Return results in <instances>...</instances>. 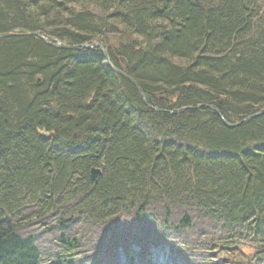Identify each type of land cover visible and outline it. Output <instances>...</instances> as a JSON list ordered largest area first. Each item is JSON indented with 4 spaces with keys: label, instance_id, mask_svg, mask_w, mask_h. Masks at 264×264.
Listing matches in <instances>:
<instances>
[{
    "label": "trees",
    "instance_id": "trees-1",
    "mask_svg": "<svg viewBox=\"0 0 264 264\" xmlns=\"http://www.w3.org/2000/svg\"><path fill=\"white\" fill-rule=\"evenodd\" d=\"M0 33V264L122 222L264 264V0H0Z\"/></svg>",
    "mask_w": 264,
    "mask_h": 264
},
{
    "label": "rangeland",
    "instance_id": "rangeland-1",
    "mask_svg": "<svg viewBox=\"0 0 264 264\" xmlns=\"http://www.w3.org/2000/svg\"><path fill=\"white\" fill-rule=\"evenodd\" d=\"M85 44H82V45H85ZM105 61L107 62V64L112 65L106 59H105ZM203 106L205 108L211 109V105L203 104ZM247 118H250V117H245L243 120H248ZM239 122H236L234 125L238 124ZM140 224H142V225L134 226V225L128 224L125 226H119L118 228H121V229L128 231V232H132L131 233L132 239H136L138 232L143 233L144 234L143 237H141L139 240L147 241L145 243L146 244L145 247L148 246L146 254L143 255L142 257H136L134 259L130 257L131 260H128L127 257L125 258V251H124V254H120L119 256L115 255V256H118V259H115L114 260L115 262L113 261L112 264H143L142 261H144V259H148V258L152 259L157 264H162V262H161L162 260L160 261L161 258L164 259L163 264H180V262L178 260V256L174 252L170 251V248L165 244L166 242H160L159 241L161 244H164V245H152L155 241H151V239H152L151 227L144 225V223H140ZM200 226L205 230L204 234H203L204 238L201 239L203 243L200 242L201 245L204 246V248H197L196 251H194L193 249L190 250L191 257L193 258L192 259L193 264H198L200 259H203L204 261H206V264H262L261 263V261H262L261 257L263 255L260 254L259 252H257V249H255V247H253L247 243V244H244L240 247L241 250H239L237 253H234L233 250H231V248H232L231 243L232 242H225V240L214 241L213 237L210 236V233L205 234L207 232V230H210V227L205 226V225H200ZM119 231L120 230L116 231V233H118ZM197 231H199V230H197ZM193 234H194V232H193ZM99 236H100V234H99ZM160 237H162V236H160ZM168 237H170L173 240H174V238H176L177 242H178L177 244H179L181 247L184 245V242H182V241H186L187 244H185V246H187V245H190L189 243H192V238H193V236L189 235V234H185L184 238L182 237V235L179 237H172V236H168ZM109 238H112V235H109L106 238H101V241L97 243V246H95V248H98V249L101 248L105 244L104 241L108 242V243L112 242L109 240ZM158 238H159V236H158ZM180 239H181V244H180ZM212 242H214V243L212 244ZM219 242H220V244H219ZM140 249L141 248L137 245L132 246V244H128V248H127V251L129 252L128 255H131L134 257L135 252L140 251ZM160 250H162V253L160 252ZM84 251H85V253L89 252V254L91 256L92 255L96 256V249H92L90 247V245H85ZM119 252H120V250H116V253H119ZM75 256L76 255H73V257H75ZM109 264H111V263H109Z\"/></svg>",
    "mask_w": 264,
    "mask_h": 264
},
{
    "label": "water",
    "instance_id": "water-1",
    "mask_svg": "<svg viewBox=\"0 0 264 264\" xmlns=\"http://www.w3.org/2000/svg\"><path fill=\"white\" fill-rule=\"evenodd\" d=\"M9 35H11V33H0V37L9 36ZM55 45H56V46H59V47H61V48H67V49H75V48H76V46H66V45H63V44H61V43H57V44H55ZM82 46H83V47H86V48H88V47H96V48H99V49L101 50L103 56L106 58V60H107L108 62H110L109 59L107 58V53H106L105 49L101 46V44L94 42V43H91V44H85V45H82ZM112 68H113V70H115L116 72L122 74L125 78H127L128 80H130V81L135 85V87H136L138 90H140V88L138 87L137 83H136L131 77H129L127 74H125V72H123V71H121V70H119V69H117V68H115V67H113V66H112ZM140 91H141V90H140ZM142 96H143V94H142ZM143 100L145 101L144 96H143ZM185 108H187V107H183V108H181L180 110H183V109H185ZM211 109L214 110L215 112H217V113L219 114V112H218L213 106H211ZM263 112H264V108H263V109H260V110L257 111L256 113L251 114V115L248 116V117L252 118V117H255V116H257V115L262 114ZM219 115H220V114H219ZM220 116H221V115H220ZM250 118H247V119H250ZM223 121L225 122L226 125L231 126V124H229L228 122H226L224 119H223ZM232 125H233V124H232ZM100 174H101V170L98 169V168H94V167H93V168L90 169L89 177H90L91 180H95L96 177H97L98 175H100Z\"/></svg>",
    "mask_w": 264,
    "mask_h": 264
},
{
    "label": "bare ground",
    "instance_id": "bare-ground-1",
    "mask_svg": "<svg viewBox=\"0 0 264 264\" xmlns=\"http://www.w3.org/2000/svg\"><path fill=\"white\" fill-rule=\"evenodd\" d=\"M157 110V109H156ZM91 168H93V167H91ZM117 223V222H116ZM129 223H117V224H110V226H109V228H112V227H115V226H117V227H119V226H125V225H128ZM160 252L162 253V250H160ZM163 256V255H162Z\"/></svg>",
    "mask_w": 264,
    "mask_h": 264
}]
</instances>
